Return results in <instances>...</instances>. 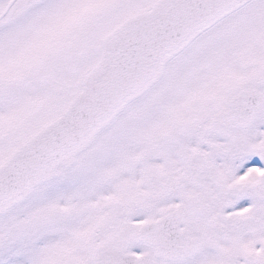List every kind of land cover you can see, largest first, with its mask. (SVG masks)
Wrapping results in <instances>:
<instances>
[{
	"label": "snow or ice",
	"instance_id": "obj_1",
	"mask_svg": "<svg viewBox=\"0 0 264 264\" xmlns=\"http://www.w3.org/2000/svg\"><path fill=\"white\" fill-rule=\"evenodd\" d=\"M0 264H264V0H0Z\"/></svg>",
	"mask_w": 264,
	"mask_h": 264
}]
</instances>
